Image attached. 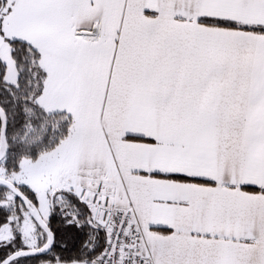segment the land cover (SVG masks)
Instances as JSON below:
<instances>
[{
	"label": "snow or ice",
	"instance_id": "snow-or-ice-1",
	"mask_svg": "<svg viewBox=\"0 0 264 264\" xmlns=\"http://www.w3.org/2000/svg\"><path fill=\"white\" fill-rule=\"evenodd\" d=\"M0 264H264V0H0Z\"/></svg>",
	"mask_w": 264,
	"mask_h": 264
}]
</instances>
